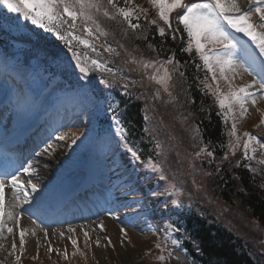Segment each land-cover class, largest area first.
Wrapping results in <instances>:
<instances>
[{"label": "trees", "instance_id": "1", "mask_svg": "<svg viewBox=\"0 0 264 264\" xmlns=\"http://www.w3.org/2000/svg\"><path fill=\"white\" fill-rule=\"evenodd\" d=\"M138 1L125 4L124 0H117V3L120 7L133 8ZM105 4H107L106 0H104V8L110 13L115 12V9ZM138 11L136 14L139 15L140 28L133 31L121 17L117 16L112 20L103 16L102 12L95 13L93 10L94 18L107 32V36H100L99 40H94L92 37L89 39L97 49L101 50V57L104 56L109 60L112 69L118 68L117 65L130 67L136 78L133 88L134 91L138 90L136 97L142 90L141 88L154 82L149 81L140 67L131 62L133 57L155 60L154 57L157 55L160 58L170 56L175 61L186 65L175 73L179 97H173V101L180 100L179 107L183 111L179 113V116L186 121L188 126L198 132L200 140L205 145L208 144L210 151L214 154L208 158V160H213L208 163L210 165L208 173L205 174L202 171L193 175L195 179L203 178V175H207L206 178L197 182L190 181L193 189L199 187L200 184L201 187H206L209 199L202 196V200H196L195 205L198 209L188 212L185 218L179 219L177 224H174L179 231H170L167 239L161 243L165 249L164 252L157 249L156 245L159 243H155L149 248V255L141 253L138 256L141 258L138 264H161L157 257L162 254L167 256L169 251L172 252V256L167 264H264V246L261 239L263 237L261 233H264V180H257L247 168L243 167V164L248 162L243 161L242 155H232L230 160H223V156L228 155L227 140L231 127L228 120L225 119L208 92V88L205 87L203 78L201 81L200 76L195 74L194 64L187 62L182 48L173 43L171 35H165L163 38L158 35L157 26L160 24L150 22L154 19V15ZM133 22L137 21L133 19ZM145 23H148L149 28L146 27L148 25H142ZM60 31L65 35L68 33L62 27ZM74 33L85 34L83 28H76ZM50 42L52 45H57V43L67 41L58 39L57 42L55 40H50ZM101 43H106L120 54L104 52L100 46ZM71 46L80 53L79 48L75 45ZM54 52L58 53V50ZM181 72L183 76L180 75ZM109 76L122 83L115 71ZM124 84H128L126 89L133 86L127 81H124ZM150 100L156 101L152 97ZM160 108H163V115H166L165 121L171 127L175 126L179 117L175 118L173 111H168L170 107L168 110L161 106L155 107L154 113H157ZM142 112L141 105L133 104L128 108L125 118V122L129 124V133L138 145L146 136L147 122ZM187 150L190 152L189 148ZM237 162H240L241 166H237ZM212 202L221 204V206ZM228 214L231 219L228 218ZM252 225L258 229V232L251 231ZM173 240L178 243L173 244Z\"/></svg>", "mask_w": 264, "mask_h": 264}, {"label": "snow or ice", "instance_id": "2", "mask_svg": "<svg viewBox=\"0 0 264 264\" xmlns=\"http://www.w3.org/2000/svg\"><path fill=\"white\" fill-rule=\"evenodd\" d=\"M107 4L115 9L114 13H110L104 8V0H0V6L5 7L9 12L22 15L26 21H31L32 25H35L46 32L54 33L60 40H75L86 48H90L92 52H96V47L87 40L81 39L74 35V30L77 27V21L83 18L84 25H82L83 32L94 40H99L100 36H107L99 23L93 16V10L95 13H101L108 19H116L117 16L121 17L127 26L135 31L140 28L139 15L136 14V9L120 7L117 0H106ZM125 4H130L131 0H124ZM149 4L158 9V16L169 29L172 28L170 22V15L172 12L181 9L182 11L177 16L179 24L183 25V30L187 33L189 38V45L186 51H190L192 45L195 46V51L200 55L206 72L211 73V80L215 84H205V87L209 89L211 95L216 98L219 109L227 118L229 116L234 117L236 110H239L240 117H244L248 111V105L253 108L257 106L258 99H264V60L260 61V71L257 72L256 67L253 64L248 66L239 65L240 72H237V49L238 44L234 41V38L230 35L227 29H232L237 33H243L247 36L258 49L259 56L264 57V32H258L256 30L257 25L252 23V17L258 16L260 20L259 27L264 29V0H249L250 8L248 11H242L237 0H202V2H196L191 4L184 3V0H149ZM140 11H145L140 9ZM65 17L67 19H65ZM133 19L137 22L134 23ZM70 22V23H69ZM91 22L92 26H88ZM152 24H156L153 19L150 21ZM68 24V27L73 31H70L65 35L60 31V26ZM227 26V27H226ZM158 35L165 37V28L159 27ZM176 30H173L175 32ZM173 40L176 36L173 34L171 37ZM104 52L116 53L119 55L116 49L101 43L100 45ZM69 47L71 43L69 42ZM73 58L76 60V67L80 73L87 76L89 74L88 69L81 61L82 54L73 51ZM247 55V53H245ZM131 62L140 67L143 73L147 76V79L154 82L162 89L164 93L171 98L172 92L170 91L171 82L173 80L172 71L167 65H173L175 70L176 61L172 57L166 58L164 62L153 59H138L133 57ZM90 63L94 70L113 74V69L108 67L105 62L99 59L91 58ZM151 69L149 72L148 70ZM231 73V75H229ZM247 73L252 76L251 83L244 86L234 87L233 82L237 74ZM183 76V73H180ZM261 75L262 78L257 80L255 77ZM207 79V77H206ZM220 81H224L228 90L222 91ZM126 89L128 84H124ZM255 89V91H252ZM259 93V96L257 95ZM156 98H159V90L157 91ZM173 102V101H170ZM258 110V109H257ZM261 124L264 125V119L261 120ZM117 135L121 140L126 139L124 130L122 128L117 130ZM230 135L234 138V142L228 145L229 151L232 155H235L236 151L240 148L243 149L242 159L248 163L243 164V167L248 171L255 173V169L251 167L252 162H256L264 166V159L257 160V152L259 149L260 155L264 156V141L257 138L255 135L245 132L243 138L237 134V125L235 120L231 125ZM64 136H57L58 140H63ZM78 139V137H77ZM195 139V137H194ZM75 139L73 143H75ZM51 145H49V148ZM159 147V145H157ZM47 150V149H46ZM127 151L135 159H139L137 153L133 148L129 147ZM201 152H204L208 157H212L214 154L212 151L201 148L200 152L196 153L199 158ZM223 160H228V156H223ZM237 166H241L240 162H237ZM32 167L31 163L29 168ZM153 172H162V169L156 163L149 165ZM264 170V169H262ZM27 171V170H26ZM161 180H165L166 177L161 174L159 177ZM5 188H11L14 200L19 199V193L23 191L25 201L27 202L30 188L32 193L38 191V185L33 183L31 179L26 182L22 180L18 175H11L10 178L0 179V235L3 231L7 230L9 234L13 233V228L6 227L4 216L8 219L19 223L18 218L12 211L4 212L3 208V193ZM175 186H172L174 189ZM171 195V190L166 189L165 193L160 195ZM173 205L179 206L176 200H172ZM14 206V205H13ZM102 227V226H101ZM171 228V226H169ZM103 230V228H102ZM179 231V229H173ZM70 231H75L70 229ZM124 235V229H121ZM47 235V233L45 234ZM87 237V233H85ZM111 244V241H108ZM173 244L178 242L173 240ZM73 247L77 246V241H72ZM20 246L23 250L24 246V232H20ZM99 246V241H97ZM157 249L164 252L165 249L161 244L156 245ZM13 250L16 248L15 242L12 244ZM51 251V249H49ZM67 254L65 253V256ZM75 255V253H74ZM172 256V252H168V255H160L157 259L161 264H167L169 258ZM19 260V257H17Z\"/></svg>", "mask_w": 264, "mask_h": 264}, {"label": "rangeland", "instance_id": "3", "mask_svg": "<svg viewBox=\"0 0 264 264\" xmlns=\"http://www.w3.org/2000/svg\"><path fill=\"white\" fill-rule=\"evenodd\" d=\"M240 8L242 11H248L250 8L249 5V0H237ZM0 9L3 12L9 13V11L3 7L0 6ZM11 13V12H10ZM16 15H18L17 13H15ZM159 17V16H158ZM252 19H259L258 16H253ZM18 21V19H17ZM30 21V20H29ZM89 24V23H88ZM25 25V24H24ZM20 27L18 26V31L23 32L25 30V27ZM90 25V24H89ZM4 28H10V24H3ZM194 48L195 46L192 45ZM24 56V55H22ZM237 65L239 67L240 63L237 61ZM237 67V68H238ZM20 75L21 77L24 79V82L26 85H28L29 87L32 86V83L29 81L28 78V71L27 69L24 70H20ZM237 72H239V69H237ZM229 75H231V73H229ZM238 75V74H237ZM236 75V76H237ZM235 76V77H236ZM238 82V80L236 81V83ZM42 85V83L40 84ZM255 89H253L254 91ZM259 96V95H258ZM257 103L259 104V106H263L264 105V99H258ZM253 113H255V110H253ZM9 120L5 123V125H9V123L11 121H15L17 118L20 117V112H19V108L15 111H13L11 113V115L9 116ZM68 130L64 131L61 133L60 136H63L64 133H66ZM73 136L77 137V134L75 131H73L72 133ZM67 141H65L66 144H70V139L66 138ZM49 145H51V147L49 148V146L46 148L47 150L45 151L46 153H43V155L41 156V158L39 159V163H42L45 159L46 156L48 154V158L49 160H55L59 157H61V155L59 154L63 149H66L67 153L70 152V148H68V146H64L61 141H58V139L56 140V142L50 143ZM83 151H84V146H82ZM81 148V146H80ZM203 159V155L201 154V156H199V158H197V156L194 157V162L196 161H202ZM50 163V162H49ZM46 164L44 163L43 165H46V168L44 169L43 173H46L47 175H45L44 177V181H42L44 183H46L49 179V177L54 176V171H53V166L50 164ZM256 171L255 173L259 176L262 177V173L259 169V165L257 163H254V167H253ZM38 171H40V169H36ZM42 172H40V175H43ZM204 196H206V194H203ZM222 207H225L222 205ZM228 209V208H227ZM229 211V209L227 210ZM131 217H127V215L124 216H120L119 220H113V216L111 217H107L102 219V223L103 224H109L108 230L106 228H100L99 230L95 229V228H89L87 229V237H85L81 231L76 230V231H70V229H65L62 230V234L60 236H62L63 241H61L60 239L58 240V236L57 238L55 237L54 239V246H51L49 249H51V251H47L44 255V257H29V259H31L32 261H36V259L41 262V264H44L46 262V259L49 258V260L52 259L53 256H55L56 254L59 255H63V253H66V251L72 247V241L73 240H77L80 239L82 242H77V245H81V247H89L92 248L94 247L93 245V241H96V246H95V251H96V258L98 260L97 264H136L139 262V257L140 254L143 252L142 255H144V249H148V241L145 239L146 235L143 234L142 230L140 231H135L134 233H132L130 235L128 227L126 224L128 220H130ZM228 218L231 219V217L228 214ZM4 220L6 223V227H11L13 228V221L8 219V217L5 215L4 216ZM133 228V227H132ZM131 228V229H132ZM248 228V227H247ZM121 229H124V232L127 233V235H124L121 232ZM243 229V228H242ZM251 229V228H250ZM6 230V228H5ZM251 231H257L258 229L255 228L252 225V229ZM256 234V233H255ZM254 234V235H255ZM111 235L113 236V246H115L114 249H112L110 252H108L109 248V243L108 241L110 240ZM134 235L133 237L135 238V242H130V243H125L124 240L126 237L130 238V236ZM261 239L262 241V245L264 246V233H261ZM24 237L27 240V245L26 248L24 249L23 246V250L19 251L21 249L20 246V241L17 239V234L16 232H14V228H13V233L9 234L6 230V236L5 233L3 231L2 235H0V264H15L17 260V257L21 256V253L23 251H25L26 253H30L33 250H37L38 248H40V246H42V244H40L36 239H34L33 237L30 236H25L24 233ZM97 241H99V246H97ZM13 242H15L16 244V248L15 250H13L12 248V244ZM25 242V240H24ZM85 242V245L84 243ZM92 243V246H91ZM77 247V246H76ZM19 249V250H18ZM25 253V254H26ZM38 256V254L36 255ZM141 259V258H140ZM147 262V261H146ZM18 264V263H17Z\"/></svg>", "mask_w": 264, "mask_h": 264}, {"label": "bare ground", "instance_id": "4", "mask_svg": "<svg viewBox=\"0 0 264 264\" xmlns=\"http://www.w3.org/2000/svg\"><path fill=\"white\" fill-rule=\"evenodd\" d=\"M66 166V164L65 163H63L62 165H61V168H64Z\"/></svg>", "mask_w": 264, "mask_h": 264}]
</instances>
